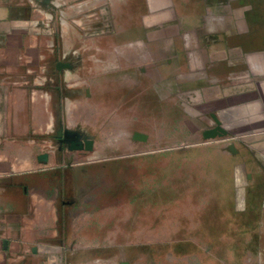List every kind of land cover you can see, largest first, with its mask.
Listing matches in <instances>:
<instances>
[{
	"label": "crops",
	"instance_id": "crops-1",
	"mask_svg": "<svg viewBox=\"0 0 264 264\" xmlns=\"http://www.w3.org/2000/svg\"><path fill=\"white\" fill-rule=\"evenodd\" d=\"M135 12L134 27L111 15L99 33L79 10L0 0V264H160L127 259V221L103 220L111 197L90 176L94 150L59 138L93 137L102 114L135 107L156 119L174 108L184 145L215 151L214 177L233 186L216 185L213 204L205 191L207 218L236 234L264 224V0H143Z\"/></svg>",
	"mask_w": 264,
	"mask_h": 264
},
{
	"label": "rangeland",
	"instance_id": "rangeland-1",
	"mask_svg": "<svg viewBox=\"0 0 264 264\" xmlns=\"http://www.w3.org/2000/svg\"><path fill=\"white\" fill-rule=\"evenodd\" d=\"M46 1L55 11L62 10L65 18H70L79 10L85 16L86 27L92 26L91 18L94 17L93 28L99 33L107 27L109 21L106 19L113 15L118 26V19L124 16L129 18V26L134 27L135 8L143 2ZM136 109L129 108L133 112L126 117L102 114L100 118L105 117V122L100 124L103 128L90 131L94 134L90 137L95 141L93 153L97 156V161L90 166L95 167L90 176L94 177L96 186L110 192L111 201L106 202L110 209L106 206L104 223L110 222L112 226L122 223L123 226V221H127V259L132 263L157 261L160 264H175L176 259L167 256L175 249L182 252L181 264H215L217 257L225 264H264L262 221L254 223L252 234L242 232L246 230L242 226L236 234L233 227L215 225L207 218L205 210L200 209L201 196L207 189L213 204L217 201L214 194L216 185L233 186L227 178L224 183L222 178L214 177L215 151L198 144L184 145L188 138L179 128L181 124L177 119L180 115L174 108L171 112L167 106L161 108L158 119L150 113H137ZM202 157L204 161H200ZM227 196L224 194L221 197ZM225 205L228 209L224 211L227 220H230L231 210L226 200ZM241 220L247 219L244 217ZM156 223L158 226L155 228ZM141 224L140 234L144 236L141 240L139 235L137 241L134 230L137 226L139 229ZM156 238L158 241L154 240ZM139 246L144 249L142 257L139 256ZM127 259L123 261L127 262Z\"/></svg>",
	"mask_w": 264,
	"mask_h": 264
},
{
	"label": "water",
	"instance_id": "water-1",
	"mask_svg": "<svg viewBox=\"0 0 264 264\" xmlns=\"http://www.w3.org/2000/svg\"><path fill=\"white\" fill-rule=\"evenodd\" d=\"M60 68H71V65L60 64ZM223 134L221 129L211 131L208 134L210 138H216ZM62 145H65L69 151H86L92 152L94 150L95 141L86 133L81 131H61L59 134Z\"/></svg>",
	"mask_w": 264,
	"mask_h": 264
},
{
	"label": "flooded vegetation",
	"instance_id": "flooded-vegetation-1",
	"mask_svg": "<svg viewBox=\"0 0 264 264\" xmlns=\"http://www.w3.org/2000/svg\"><path fill=\"white\" fill-rule=\"evenodd\" d=\"M62 146H65V145H62ZM66 147V146H65Z\"/></svg>",
	"mask_w": 264,
	"mask_h": 264
}]
</instances>
